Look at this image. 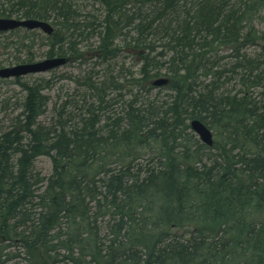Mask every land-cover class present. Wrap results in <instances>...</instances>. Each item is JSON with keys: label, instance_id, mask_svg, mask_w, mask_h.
<instances>
[{"label": "trees", "instance_id": "trees-1", "mask_svg": "<svg viewBox=\"0 0 264 264\" xmlns=\"http://www.w3.org/2000/svg\"><path fill=\"white\" fill-rule=\"evenodd\" d=\"M263 12L264 0H0V18L54 28L12 33L34 42L18 40L0 69L34 63L37 40L46 59L81 67L52 104V81L14 80L24 96L0 122V264H264ZM162 77L167 95L153 97Z\"/></svg>", "mask_w": 264, "mask_h": 264}, {"label": "rangeland", "instance_id": "rangeland-1", "mask_svg": "<svg viewBox=\"0 0 264 264\" xmlns=\"http://www.w3.org/2000/svg\"><path fill=\"white\" fill-rule=\"evenodd\" d=\"M263 18L260 22L257 23V29L260 33H264V12L262 14ZM26 32H20L18 34H5V35H0V42L1 44L9 45L10 47L5 48V46L0 47V60L1 61H12L15 56L18 55V46L16 45L18 40L21 39H30L32 42H34V37L30 36V38L27 37L25 34ZM41 36L44 37V35L39 32ZM13 42L14 46L11 45ZM96 41L93 42L95 44ZM29 45V42L26 43ZM36 47L34 49V54H35V62H41L46 59L45 53L47 52L48 48L44 46L42 41H38L36 43ZM261 46H264L262 43ZM26 51H22L20 57L24 58L26 55ZM261 53V47H254L251 48V53ZM118 58L120 59V63L125 64L126 68H131L134 67V64L136 63L135 60L133 59L132 56L130 55H120ZM83 69L85 68L84 66L82 67ZM81 67L79 64H69L63 68L57 69L56 71L46 73V74H40V75H33V76H28L26 78L22 79V82L26 83H32L35 81H40V80H50L52 81V86L51 88L46 92V94L50 97L51 99V104L54 103L56 100L57 96L60 95V93H68L71 95L74 91V83L68 79H65L66 77H76L80 73ZM98 71L101 72L102 76V68L97 69ZM136 69H134L135 71ZM64 76V78H63ZM152 96L154 97L155 95L160 96V97H165L167 95V90H161V89H154L152 91ZM261 92V90L256 91V96ZM24 93L22 91V88L15 83L14 80H6L4 82L0 81V122L2 124H9V120L12 119L13 117L17 116L20 112L19 106L20 103L23 99ZM50 116L46 115L43 117L41 120L46 121ZM214 135V140H216V136L213 132ZM195 144H189L187 145V148L193 152L196 148ZM215 154V153H214ZM153 155L152 151L149 149L146 151V153L143 155L145 159L151 158ZM35 168L37 172H39L43 177H49L52 173V164L49 158L47 157H41L39 158L36 163H35Z\"/></svg>", "mask_w": 264, "mask_h": 264}, {"label": "water", "instance_id": "water-1", "mask_svg": "<svg viewBox=\"0 0 264 264\" xmlns=\"http://www.w3.org/2000/svg\"><path fill=\"white\" fill-rule=\"evenodd\" d=\"M17 29H26L29 31L40 30L47 36H51L54 32L53 27L47 22L0 18V33H7ZM69 61L70 59L68 58H54L33 64H21L2 68L0 69V79H19L29 75L46 74L65 66ZM168 84L169 80L165 78L158 79L152 83L155 88H162ZM190 128L197 135L202 144L206 145L208 148L214 146L213 133L204 123L199 120H193L190 123Z\"/></svg>", "mask_w": 264, "mask_h": 264}]
</instances>
